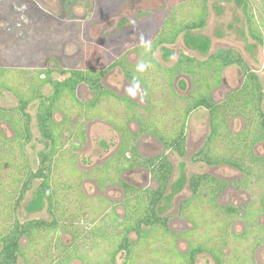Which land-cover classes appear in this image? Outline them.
<instances>
[{
  "label": "rangeland",
  "instance_id": "1",
  "mask_svg": "<svg viewBox=\"0 0 264 264\" xmlns=\"http://www.w3.org/2000/svg\"><path fill=\"white\" fill-rule=\"evenodd\" d=\"M69 1L70 2L66 7L62 3V0H0V76H5L6 80L13 86L18 87L19 90L26 92L29 88L28 80L35 79V74L38 73L39 70H42V68L48 67L53 69L51 76L54 79L62 80L65 78L67 73L61 75L59 71L61 67H58V64L55 63L56 61L52 59L54 56H58V54L64 50L67 51L65 54L68 56H65L62 65L66 66V64L73 63L70 67H74L80 63L86 54L88 55V48L91 46L97 47L92 49L95 51V53L90 58L91 64L89 65L91 66L104 68L106 66H103L102 63L106 65L109 61L112 62L115 59V57H112L113 55H116L120 58L121 55L123 56L125 54L128 57V61L130 63H137L138 58L134 53V48L132 47L135 44L144 47L145 45L149 44L147 41H151L156 35L154 34L155 30L153 28L155 25V19L153 22L152 20L146 21L143 18L139 19L138 17L140 16L138 15V12L140 10L143 11L144 9L150 8L152 11L159 14V12H162L163 9H165L163 0H129L130 2L128 0ZM170 1L171 0H169V2ZM177 1L180 2V0H176L174 2ZM260 1L261 0L250 1V6L252 7V12L254 14L253 16H255L253 22L255 28H258L259 30L264 28L263 27L260 29L259 27L261 24L260 17L262 15ZM121 3L123 4L119 11V15H113V13L118 12ZM182 7L184 6L182 5ZM123 18H126L124 26L125 28L123 31L118 33L117 37H114V35H116L118 32V26L121 22L120 20ZM135 18L137 20H134ZM66 26L69 28L65 29ZM65 30L68 31L69 34L64 32ZM262 31L263 33L261 34L264 37V30ZM199 35H203L210 42L207 54L221 47H232L241 53L248 67L254 72V74L258 76L264 89L263 48L249 36V27L246 17L244 16L242 10L236 7V5L232 2L217 3L213 0L210 1L207 23L203 30L197 29L189 33H182L176 39V42L173 45H157V47L152 52V55L158 64L164 67L165 70L170 69L174 65L180 51H187L192 55H196L198 58H203L206 56L205 53L201 54L198 49L191 47L188 44V40H190L188 39L189 37L195 38ZM96 39L99 41L95 42ZM118 57H116L117 60L119 59ZM2 69H6L8 72L4 73L3 75ZM145 70H147V67ZM122 71L123 70H120L119 66L116 65L115 69L112 68L106 74L104 83L108 86H113L115 84L121 86L125 76ZM151 72H153V75H151L149 78H151V83H153V86L156 89L155 95L153 96L156 98V100L161 102V104H159L161 108L158 106L157 110H162L163 113H167L164 115H166L167 119L165 123L168 125V122L173 118V115L170 117L167 115L169 113H174V120L176 121L182 114V110L185 108V105H187L186 100L188 99H186L184 96L187 95L188 90L193 89L192 81L190 76L186 75L185 72L181 73L180 75H175L172 78L171 83L167 81V76L164 75V72H157L156 69ZM190 74L195 77L194 72ZM213 76V73L209 75V84H211ZM221 76L225 80L224 84H219V89L222 91V93H213L215 99L218 100L224 98L226 94V87H237L240 83L243 84L245 81L248 82L249 80V76H245L244 72L236 65H232L225 69ZM181 78L185 81L184 87H178L179 80ZM167 83H170V85L176 87L177 93L167 91L166 94H164V91H162L164 89L163 86H168ZM157 91L161 92L157 93ZM200 91H203V88H196V94H198ZM42 92L45 95H49L52 92V87L49 84H46L43 87ZM210 92L212 93V91ZM91 96L92 95L87 87L81 86L79 88V98L81 100L88 101ZM168 96H170V98H168ZM142 102L144 104L143 99L141 103ZM17 105L18 98L16 95L0 86V106L7 108L15 107ZM60 105H62L63 111H67L69 114H72L71 117H74V121L80 120V123L84 122L86 133L84 134L82 143H77V148L74 150H70V147L66 141V150L72 151L75 154L77 161L73 165V169H71V171L69 170L70 168L67 164L65 167V164L63 163L64 165L61 170L58 166V169L54 170L53 180L66 179L70 182H74L75 187L78 185V190L75 192L82 191V195L86 197V199H90V197L93 195H105L104 192L100 193L97 187L94 186L97 178L96 176H92L91 173L92 171H95L94 168L96 166H100L101 164V166L98 168L101 177L106 178L107 176H111L113 174L114 169L113 167H110V165H114L115 158L110 159V161L104 160L117 146L118 139L116 132L106 122L99 119H94L90 122L88 121L89 123L86 119L83 121V117L78 119L79 116H76L74 108H71V105L70 107L67 106V110L64 109L63 104ZM37 106V100H32L29 102L27 108V111L31 116L32 139L24 146V151L26 160L32 169H36L38 167V154L46 147V143L41 138L37 127ZM108 106L109 103L106 101L103 102L104 108H107ZM262 107L264 111V99L262 101ZM234 111L235 110H233L231 107L225 110L223 109L222 117L225 119L228 118L229 120L233 119L231 122L230 138L231 141H234V147H238L240 150L242 148V143L249 144V140L251 138H258L261 130L257 123V119L251 121L252 117L249 118V116H246L248 119H244L240 116L233 118ZM62 115L63 112L59 110L58 113L54 114L55 120L61 119ZM3 123L4 122L0 121V126H2L0 127V132L8 138L13 139V131L10 129V127H6V125ZM210 126L209 112L206 109H197L189 115L186 126L187 154L184 158L178 157L174 152L165 150L163 145L155 142L153 139H149L151 138L150 135L139 139L140 151L143 153V155L167 153L168 157L171 159V162L175 165L176 172L177 170L180 171L178 165L180 160L186 162L187 167L188 164H191L190 155L199 149L203 142H205L211 130ZM62 132L64 133L65 129H63ZM240 132H246L247 134V139L242 140V142H240V140L236 141L237 138H241L239 137ZM220 133L222 134L223 131L221 130ZM215 139V149L219 152V155L226 156L228 150L226 151L224 149L226 144H224L223 136H218ZM11 144L15 145L16 142H11ZM226 148H228V146ZM254 150L262 156L264 154V143L258 140ZM259 166L261 167V171L264 173V161L252 163L250 162V158L245 161V168H254L255 173L257 170H259ZM212 168L213 167L208 168L205 165H194L192 166L191 172L204 171L205 169ZM214 168L215 170L213 173L218 178L227 180L230 183L237 182L243 178L242 171H238L235 168L228 166H218ZM143 172L146 171L144 170ZM139 179L141 181V178ZM5 180H7L6 176L4 177V181ZM39 182V180L33 181L32 188L27 191L23 200L17 205L15 213L20 221H27L30 219H43L49 221L51 219L47 211L46 200L37 193ZM257 186H259V183L257 182H255L253 185L251 184L249 187H246L241 191L242 195L240 199L232 198V200H228V198L231 197L230 195L236 194V192L240 191L236 190L234 192H230L231 188L229 187L220 194L218 199L220 200V203L224 205L226 204L233 207H239L242 203L241 202L238 204V201L240 200H247L249 197L252 200H257L260 195L264 197V192L258 189ZM110 188L111 187H107V190H110ZM120 195L121 194L118 191L110 190L105 196L108 197L110 201H114L119 198ZM209 195L210 193L207 190H204L202 200H207ZM193 198L194 197H191V192L184 187L181 191L174 194L171 199L168 200L165 198L160 201L158 214L161 216H171V219H175L178 216L183 218L182 220H176L174 223L169 225V227L173 230L178 227L183 228L186 226H191L192 224L187 220V218L183 217L184 212L182 211V208L186 205V202H197V200H194ZM84 201L86 202V200ZM180 207L181 215H178ZM107 208H109V205L108 207L104 208L103 213L107 211ZM117 209L118 212L121 211L120 207ZM244 210L246 209L244 208ZM111 214L112 212L109 213V216H111ZM87 216V214H84L82 217L86 218ZM262 220L263 218H261V221ZM233 224L235 225L234 232L237 233L241 229V222L239 221V218H237V215L232 218L229 230ZM188 232H190V229L188 231L186 230V233ZM250 233L253 234V237L257 236V238L264 236V231L262 233H255L251 230L245 232V235ZM59 238L60 241L65 245L68 244L69 246L72 244V233L69 230H63V232L59 235ZM129 239L131 242L137 241L136 234H130ZM228 240V247L225 250H228L226 254L228 255V259H230L231 254L233 253L232 247L236 249L240 247L231 239V236L230 238L228 237ZM24 242L26 243L25 240ZM39 247L40 243L36 245L37 249ZM256 247L257 246H254L253 242H251L249 246L243 245L242 249L245 251L250 249L251 253L252 248ZM32 251L33 248L31 251H28V255H32ZM52 253L56 255L57 251L53 249ZM88 253L89 255H94L92 252L88 251ZM255 256V264H264L263 247H260L257 252L254 251L253 255L251 253V258ZM207 258L210 259L207 256L199 255L197 264H208ZM46 259L48 260V258ZM31 260H33V264H45L47 261L41 259V257L32 258ZM124 260L125 255L122 253L121 255L117 256L116 263L123 264ZM95 261L96 259L89 262V264H95ZM69 264L84 263L80 259H73L69 262Z\"/></svg>",
  "mask_w": 264,
  "mask_h": 264
},
{
  "label": "flooded vegetation",
  "instance_id": "2",
  "mask_svg": "<svg viewBox=\"0 0 264 264\" xmlns=\"http://www.w3.org/2000/svg\"><path fill=\"white\" fill-rule=\"evenodd\" d=\"M64 5L67 7L69 0H63ZM124 1V0H123ZM122 1V2H123ZM129 1V0H128ZM132 1V0H131ZM176 0H163L164 7L162 13L164 17H169L170 14L174 11L175 14H178L180 10L187 9L183 13L179 14L181 16H188V21H193L196 19H193L194 16H199L200 14L204 16V24L201 26H196L191 29H183L181 30L178 35L176 36L174 42H160L157 45H173L176 42V39L180 36L182 33H189L193 30L197 29H204L206 27L207 23V16L209 12V3L212 0H180V2H174ZM217 3H229L232 2L236 5V7L240 8L246 17V21L249 27V36L255 40L258 44H260L264 51V37L261 33H263L262 30H264V0L260 1V7H262V15L260 17L261 24L259 25L260 29L255 28L253 19L255 16H253L252 7L250 6L251 0H213ZM130 2V1H129ZM63 3V2H62ZM132 3V2H131ZM122 4L119 6V10L117 13H113V15L117 16L119 15V11L122 7ZM37 5V4H36ZM182 5L184 7H182ZM156 12L152 11V9H144L143 11L140 10L138 12V15L141 17H138L139 19H145L146 21L153 20L155 17L159 16ZM125 20L126 18H123L120 20L119 29L116 35L114 37H117L118 33L123 31L125 28ZM134 20H137L136 18ZM140 25V24H139ZM117 27V28H118ZM69 28V27H65ZM251 29L258 33L259 37L263 40V42H259L257 39H255L251 34ZM67 32L68 31H64ZM63 34V32H62ZM69 34V33H68ZM108 35V34H106ZM101 38V37H100ZM64 39V38H63ZM188 44L191 47H194L198 49V51L203 54L205 53L206 56L203 58H198L196 55H192L191 53H188L187 51H180L178 54V57L176 61L184 56L189 58L193 62V71L194 76L193 77L189 71H182L181 73L185 72L186 75L190 76L193 89L188 90L187 95L184 97L188 100H186L187 105H185V108L182 110V114L179 116L178 120H174L175 115L174 113H169L167 116L173 115V118L169 120L168 125H166L167 131L164 132L169 136L171 132L173 131L175 127H183L184 136H185V153L183 155L178 154L175 150L170 148H165V150H169L171 152H174L178 157L184 158L187 154V134H186V126H187V118L189 115L200 108H204L209 112V122H210V133L207 136L205 142L197 149L195 152L191 153L190 155V163H187L180 160L179 162V168L180 171L177 170L174 163L171 162V159L168 157L167 153H158L156 155H143L140 151L139 147V139L142 137H145L147 135H150L151 138L155 142H158L162 145V143L158 140L157 137H155L153 134H150L149 132H141L142 128H151L157 125V127L160 128L158 123L156 122V118L160 115L164 119L161 120L163 125L166 124L167 121L166 115L167 113H163L161 110H157L158 106L161 108L159 104H161L160 101L156 100V98L153 96L155 95V87L153 86V83H151V78H149L151 75H153L154 71V63L158 62L154 59L152 52L154 50H148L149 47H151L155 41L154 38L151 41H147L149 43L148 45L138 46V44L134 45L132 48H134V53L137 55L138 62L133 63L129 62L128 57L125 55H121L120 58L116 55H113L112 57H115V59L112 62H108V64L103 66H106L104 68H98V72L96 73V76H99V85L98 91L95 92L90 85L83 81L80 82L75 90H74V96L79 101L80 105H75V103L71 104V108H74V111L76 113V116H79L78 119H81L83 117V121L86 119L87 122L99 119L101 121L106 122L113 130L116 132V136L118 139L116 148L107 156V158L104 161H110V159L115 158L114 165H110V167H113V169H116V171L113 170L112 179L110 181H107L105 183L100 184L102 182L100 178V172L99 167L96 166L94 169L95 171H92L91 175L96 176V182L94 183V186L97 187L98 191L108 193L110 190L118 191L121 195L119 198H117L114 201H110L108 197H106L103 194H99L96 196H91L90 199L87 198V201L89 199V202L91 205L98 206L100 203L99 198L102 199L104 204L106 205L107 211L103 214L109 215L110 211H113L117 216L122 220L123 217L126 215V209L130 206L133 207V214L134 219L136 222H140L139 225V232L131 231L127 233L128 239L130 238V234L134 233L137 236V241L130 242V248L126 249H120L118 250L117 254L115 255V261L117 259L118 255H121L124 253L125 260L123 262L126 264H197L198 262V256L203 255L207 256L210 259L207 258L208 264H255L256 263V256L251 258V253L253 255V252H257V250L260 247L264 248V236L261 238H257V236L253 237V234H246L248 230H251L253 232H263L264 231V197L262 195L259 196L257 200H252L250 197L247 200H240L238 201V204H240L239 207H233L229 205H224L220 203V200L218 199L220 194L223 193L227 188H231L230 192H234L236 190H239L240 192H236V194L230 195L231 197L228 198V200H232V198L240 199L241 197V191L249 187L251 184L253 185L255 182L259 183L258 189H260L262 192H264V173L261 171V167L259 166V170L254 172V168H245V161L250 158V162L255 163L257 161H264V154L261 156V154H258L254 149L257 141H262L264 143L263 138V132L260 128V133L258 138H251L249 140V144H243V146H249V148L246 150V152L242 153L237 151L235 153L229 152L230 147L228 149V152L226 153V156L219 155V152L214 147V141L216 140L218 136H223L224 138V144L230 145L231 141V122L230 119H225L222 117L223 112L222 110L227 109V107L220 106L218 104H221L227 96L237 89H239L243 84L240 83L237 87H226V94L223 99H215L214 92L222 93L219 89V84H224V78L221 76L222 72L227 69L228 67L232 65H236L241 69L245 76H249V72H254L248 67L247 63L245 62L244 58L242 57L241 53H239L237 50H235L232 47H221L213 52H210L207 54L210 42L203 36L199 35L195 38L189 37ZM65 40V39H64ZM99 41V40H95ZM70 43V42H69ZM91 44V43H90ZM68 45V44H67ZM97 47H89L88 48V55L84 57V59L78 63L74 67H70L72 64H63L64 58L66 55L65 53L67 51H63L58 56H54L52 59L55 60L58 64V67L60 68L61 75H64L67 73V76L63 78L62 80L54 79L51 74L53 73V69H50L48 67L42 68L44 73L39 74L40 78H45L46 71H49L50 80L53 81H63L67 77L71 75V73L75 70H82L83 73H88L91 69L89 64H91V57L94 55L95 51L92 49H95ZM222 50H232L238 54L239 57H241L242 62L247 66V70H243L238 64H232L224 67L220 72V78L219 82L216 80V73L217 71L214 70H208L207 68H202V64L209 63V65L215 67L218 61L215 59V61L212 59V56ZM145 51H147V55L145 56ZM108 52V51H106ZM105 52V53H106ZM107 54V53H106ZM109 54V53H108ZM113 54V53H112ZM118 57L119 59L117 60ZM176 63V62H175ZM174 63V64H175ZM116 65L119 66L120 70H123L122 73L125 75L124 80L121 84V86L115 84L113 86L106 85L104 83V78L106 74L112 69L116 68ZM147 67V70L145 68ZM162 67V66H161ZM198 67V68H197ZM164 68V67H163ZM199 73H198V71ZM40 71V70H39ZM38 71V72H39ZM91 72V71H90ZM181 73H178L176 75H180ZM214 74L213 79L211 81V84H209V75ZM164 75L167 76V74ZM256 75V74H255ZM165 76V77H166ZM257 76V75H256ZM168 77V76H167ZM258 77V76H257ZM259 79V78H258ZM167 81L169 82V78H167ZM260 81V80H259ZM244 82V80H243ZM49 84L51 87L52 85L50 83H45L41 88V93L43 97H48L53 93V87L52 92L49 95H45L42 92L43 87ZM168 86H163L164 94H166L167 91L172 93H177V88L170 85V83H167ZM81 86L87 87L89 92L91 93V97L88 101H83L79 98V88ZM170 86V87H169ZM185 81L182 80V78L179 80V86L178 87H184ZM160 87V86H159ZM203 88V91H200L198 94H196V88ZM162 89V88H161ZM181 89V88H180ZM264 89L262 88V93L264 95ZM212 91V93L210 92ZM139 92V93H138ZM161 92V91H157ZM178 96V95H177ZM200 96H206L210 97L211 101L214 105L219 106V110L216 111L214 117L211 114V110L207 108L206 106H198L192 108L188 113H185L186 107L189 106V102L194 100L195 97ZM170 98V96H168ZM144 101L141 103V101ZM172 99V98H171ZM264 99V96H263ZM262 99V101H263ZM37 100L38 106H37V127L40 115L42 114L40 108L42 109V106L40 105L41 98L35 99ZM66 100V99H65ZM63 100L61 104L64 105V109L67 110V103L68 100ZM109 103V106L107 108L103 107V102ZM146 101V103H145ZM94 103V104H93ZM29 104V103H28ZM67 106H66V105ZM93 104V105H92ZM2 107V106H0ZM16 107V106H15ZM70 107V106H68ZM5 108V107H3ZM7 108H13V107H7ZM28 105L25 107V111H27ZM62 111L63 115L61 116V119L54 118V114L58 113V111ZM142 110V112H141ZM261 110L264 114L263 107L261 104ZM29 113V112H28ZM257 113H254L253 116L250 114H247V116L252 117L253 121L254 119H257V123L260 127V124L258 122ZM30 115V113H29ZM72 114H69L67 111H63L62 105L59 103L52 107V119L53 122L62 127V129H65V132L63 133V147L62 150H65V167L68 165V167L73 168V165L76 163L75 154L72 151L66 150L65 144L66 141L70 147V150H74L77 148L76 144L82 143L83 137L85 132L84 128V122L80 123L79 121H74V117ZM157 116V117H156ZM240 115L235 114L233 118H236ZM242 117V116H240ZM160 118V117H159ZM158 118V119H159ZM30 122H31V116H30ZM88 122V123H89ZM5 124V123H3ZM31 124V123H30ZM6 127H9L7 124H5ZM2 127V126H0ZM215 127V129H214ZM220 129V130H219ZM39 130V128H38ZM221 130L223 133L221 134ZM30 131H31V125H30ZM40 133V131H39ZM220 133V134H219ZM14 134V133H13ZM174 134V133H173ZM41 135V133H40ZM246 132H240L239 137L236 141L247 139ZM5 136V135H4ZM7 137V136H5ZM8 138V137H7ZM41 138L45 141L46 147L42 151H49V141L45 138ZM1 139V137H0ZM10 139V138H9ZM32 139V134H31ZM31 139L27 142L29 143ZM126 142H130L131 144H135L137 148V153L140 158L143 159H155L157 157H165V160L170 166V170L168 173V179L166 182V185L164 187L162 195L159 197V199L156 201V204L154 206L153 213L160 218L162 221L158 222L155 221L154 218L151 216L149 217V223L141 222L139 219L141 215L144 217L145 209L148 207V204L151 203V200L153 199V193L159 189L158 182L156 180L154 172L156 170H151L150 168L136 164V162H132L134 156L131 155L130 152H126L123 156L120 154H117L119 152V149L121 146H123ZM26 143V144H27ZM246 143V141H245ZM25 144V145H26ZM203 149H206L208 153L210 154L209 158L211 160H215L216 158H228L235 160L234 162L236 164L232 163H226V162H209L207 159L197 158L199 152ZM41 151V152H42ZM40 153V152H39ZM123 162H128L131 166L129 167H122V169L119 168V158ZM39 158V154H38ZM247 158V159H246ZM67 164V165H66ZM194 165H205L208 168L213 167L212 169H205L204 171H196L191 172L192 166ZM39 166V165H38ZM218 166H228L235 168L238 171H242L243 178L238 180L237 182L230 183L227 180H224L222 178H218L213 172L215 170L214 167ZM101 169V168H100ZM146 172H143V171ZM209 170V171H208ZM264 171V168H263ZM191 172V173H190ZM263 173V174H262ZM49 174V173H48ZM51 173L50 176H52ZM176 176V177H175ZM200 178V183L197 186V188L193 187L192 182H196V178ZM141 178V181L140 179ZM39 180V184L41 183L42 179H35ZM261 181V182H259ZM263 181V182H262ZM253 182V183H252ZM38 184V185H39ZM33 185V184H32ZM107 187H111L110 190H107ZM189 190L191 192V197H194L195 201L186 202V205L183 206L182 211L184 212L183 217L187 218V220L192 224L191 226H185L186 227H178L176 229H172L169 227L171 223H174L176 220H182L181 217H176L175 219H171V216H161L158 214L159 209V203L162 199L167 198L168 200L172 198L174 194L181 191L183 188ZM38 189V187H37ZM170 191H169V190ZM207 190L210 195L207 200H202L203 198V191ZM27 193V192H26ZM25 193V194H26ZM38 193V190H37ZM39 194V193H38ZM25 196V195H24ZM40 196V194H39ZM24 198V197H23ZM45 199L44 197H42ZM46 200V199H45ZM108 200V201H107ZM110 201V202H109ZM236 201V200H235ZM102 202V201H101ZM229 202V201H227ZM102 206V205H100ZM202 206V207H201ZM104 207V208H106ZM121 208V211L118 212L117 208ZM131 207V208H132ZM244 208L246 210H244ZM181 207L179 208L178 215H181L180 213ZM242 212V214H241ZM140 213V214H139ZM237 215V218H239V221L241 222V229L235 233L233 224L231 229L229 230L230 223L232 221V218ZM132 217V216H131ZM261 218L263 220L261 221ZM173 220V221H171ZM184 221V220H183ZM185 222V221H184ZM259 223V224H258ZM190 229V232L186 233V230L188 231ZM257 230V231H256ZM185 232V233H184ZM195 236V237H193ZM237 243V245L240 247L238 249L232 247L233 253L231 254L230 259H228V255L226 254L228 250H225L228 246V237ZM253 242L254 246H257L256 248H252L251 253L250 249H247L246 251L242 249L243 245L249 246L250 243ZM3 242L0 238V251L2 249ZM234 248V249H233ZM255 249V250H254ZM130 251V252H129ZM130 254V258L128 259V255ZM101 255V254H99ZM256 255V254H255ZM211 260V261H209ZM129 261V263H128ZM212 262V263H211ZM0 264L1 263L0 261ZM117 264V263H116Z\"/></svg>",
  "mask_w": 264,
  "mask_h": 264
},
{
  "label": "trees",
  "instance_id": "3",
  "mask_svg": "<svg viewBox=\"0 0 264 264\" xmlns=\"http://www.w3.org/2000/svg\"><path fill=\"white\" fill-rule=\"evenodd\" d=\"M62 2L64 4L63 0ZM185 10L187 9L182 8L178 14L173 11L169 17H164L161 12L159 16L155 17V25L153 26L154 34H156L155 43L148 50H154L160 42H174L178 33L183 29H191L204 24V16L201 14L194 16L193 19L196 20L193 21H188V16L179 15ZM251 34L259 42H263L256 30L251 29ZM147 53L145 51V56ZM212 59L218 61L215 67L205 62L201 66L208 70L217 71L215 77L218 82L221 70L228 65L238 64L243 70H247V66L242 62L241 57L232 50H222L214 54ZM189 61H191L189 58L182 56L170 69L165 70L157 63H154V67L157 72H165L171 83L172 78L183 70L191 73L195 71L193 70L194 63ZM90 69L91 72L89 71L85 74L82 70H75L63 81L50 80L47 77L49 76V71L45 72L46 76L42 79L39 74L44 73V71L40 70L38 73H34L36 75L35 79L28 80L29 88L26 92L13 86L6 80L5 76H0V86L18 98L16 107H0V121L7 124L14 133L13 139H9L0 132V238L3 242L0 251V261L3 264H33L31 259L37 257H41L43 260L48 258L45 264H69L73 259H80L84 264H89L95 259V264H116L115 255L118 250L130 248L127 233L131 231L139 232L140 222H136L134 219L132 206H130V209H126V215L122 220L113 211H110L112 212L111 216H107L108 213L103 214L106 205L102 199L99 198V201H97L100 203L98 206L91 205L86 197L82 195V191L75 192L78 190V185L75 187L74 182L66 179L53 180V174L50 176L55 169H58V166L60 170L62 169L63 165L61 166V164L66 159V151L62 150L63 129L53 122L52 107L58 103L61 104L67 98L69 99L66 101L68 106L71 103H75L76 106L80 105L74 96V90L80 82H87L97 92L100 87V77L96 76L98 69L95 66H90ZM2 71L3 75L8 72L6 69H2ZM249 73L248 82L245 81L239 89L232 91L218 105L233 108L235 114L242 116L244 119H248L246 117L247 114L253 116L254 113H257L264 138V114L261 110L264 96L261 91L263 85L255 74ZM45 83L52 85L53 93L44 98L41 88ZM37 98H41L40 105L42 106V109L40 108L42 114L39 118L38 128L42 137L49 141L50 149L39 153V166L36 169H32L26 160L24 151L25 144L31 139L30 115L25 111V107L30 101ZM201 105L209 108L213 117L216 111L219 110V106L214 105L210 97L200 96L189 102L185 113ZM160 119L163 120L164 118L159 115L155 119L160 128L155 125L151 128H142L141 132L153 134L164 147L173 149L178 154L183 155L185 153V136L182 125L179 128L175 127L172 129L171 134L167 136L164 133L167 131L166 124L163 125ZM11 142H16V144L13 145ZM227 146L228 148H226ZM226 147H224L226 151L229 147H232L229 152L233 153L237 151L244 153L249 148V146H243L239 150L238 147H234V142L230 145L226 144ZM126 152H130L134 156L132 162L135 161L136 164L156 170L154 174L159 185V189L153 193L151 203L145 209L146 214L144 217L141 215L139 220L149 223V217L152 216L155 221H162L153 213V210L166 185L170 170L169 164L164 156L155 159L140 158L136 145L130 142H126L121 146L117 154L124 158ZM199 156L209 162L236 164L235 160L230 157L211 160L209 158L210 154L206 149L201 150L197 158ZM118 159L119 170L122 167L131 166L128 162L121 161L120 157ZM69 168L70 171L73 169L72 166ZM5 176L7 180L4 181ZM39 178L42 181L38 185L37 190L40 196L46 199L47 211L51 219L49 221L43 219L20 221L15 213L17 205L23 200L25 193L32 188L33 181ZM100 178L102 180L100 184L103 185V183L110 181L112 176L103 178L100 175ZM200 178H196V182H192L194 188L199 185ZM84 214L88 216L86 218L82 217ZM63 230H69L72 233V244L69 246L60 241L59 235ZM38 243H40V247L37 249L36 245ZM32 248V255H28V251H31ZM53 249L57 251L56 255L52 253ZM88 251L94 255H89ZM128 256L131 262L130 254Z\"/></svg>",
  "mask_w": 264,
  "mask_h": 264
}]
</instances>
